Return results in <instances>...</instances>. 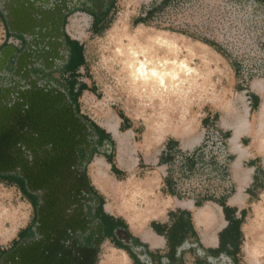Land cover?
<instances>
[{"label": "rangeland", "instance_id": "1", "mask_svg": "<svg viewBox=\"0 0 264 264\" xmlns=\"http://www.w3.org/2000/svg\"><path fill=\"white\" fill-rule=\"evenodd\" d=\"M31 1L27 0L28 9ZM54 2L60 8L71 2L76 4L64 14L62 34L63 37L67 35L78 41L83 54L82 64L73 67L68 64L69 46L64 37L63 44L58 39L57 42L50 40L51 52L40 50L44 43L34 46L35 42L31 41V52L36 53H33V60L19 71L17 59L25 50L28 40L25 35L9 30L7 19L1 14L3 3L0 0V97L6 95L9 99L16 93L28 92L37 86L43 87L45 82L53 83L56 93L67 108L72 106L78 116L80 124L76 131L81 134V139L85 142L83 145L91 144V157L85 163V147L76 148L79 155L77 166L83 167L89 189V196H85V202L80 206L79 213L82 212L83 217L80 216L78 220L82 222L81 219L85 218L86 222L90 220L92 224L84 234L77 232L74 236L78 245L85 246L83 254L86 257L89 255L88 248L93 245L97 223H102L105 217L111 216L107 211L108 205L111 206L108 209L113 210V215L124 214L130 222L137 223L139 216L135 217V211L139 208V194H133L124 189V186L134 180L127 179L128 177L137 178L140 175L139 165L133 167L139 162L138 145L142 139L140 133L144 126L147 129L151 125L158 107L165 109L158 120L162 125H167L172 112L176 120L183 119L187 105H191L196 101V96H200L206 76L203 74L205 69L199 63L205 60L204 56L211 54L201 40L219 44L230 55L231 60H239L243 67L249 68L247 70L250 73L264 77V3L262 0L33 1L36 3L35 8L41 12ZM23 9L21 7L20 11ZM108 34L111 35V42L121 39L135 48L141 46L135 43L143 42L151 46L147 49L154 51L156 55L179 58L188 66L192 65L189 77L181 81L182 87L186 86L187 91L173 93L171 96L166 93L167 100L173 99L167 108H161L163 103L160 101L155 106L156 109L145 103L141 106L137 104V93L124 82L126 78L123 72L127 71L129 65L125 64L126 61L123 65L120 64L119 54L112 53L115 46L110 45ZM36 36L35 34L34 38ZM51 55L53 61L45 63ZM37 56L40 60L36 59ZM217 82L215 75L210 78V93L215 91ZM171 105L172 109L169 111ZM155 119L153 122L157 125L158 121ZM93 125H97L105 134L96 131ZM129 165L133 168L129 169ZM97 188L108 193L101 195ZM94 190L102 198L101 208L98 197L93 194ZM33 199L36 201L35 207ZM40 203V193L30 192L24 178L18 173H0V260L22 240L36 237V208ZM77 211L70 208L61 214H67L68 218ZM123 222L126 226V222ZM123 231L134 240L127 227H121L111 235L103 225V235L96 246L94 264H135L134 257L115 244V241H119L136 253L135 246L125 238ZM247 246L244 235L239 264H264V252L252 254ZM71 248L72 255L77 256L79 252ZM112 259L115 261H111Z\"/></svg>", "mask_w": 264, "mask_h": 264}, {"label": "crops", "instance_id": "2", "mask_svg": "<svg viewBox=\"0 0 264 264\" xmlns=\"http://www.w3.org/2000/svg\"><path fill=\"white\" fill-rule=\"evenodd\" d=\"M201 41L211 54L199 63L206 76L200 96L183 119L172 112L167 125L144 126L133 165L140 175L127 178L153 177L145 197L155 203L139 201L136 224L107 208L134 237L135 264H239L243 226L264 202V77Z\"/></svg>", "mask_w": 264, "mask_h": 264}, {"label": "water", "instance_id": "3", "mask_svg": "<svg viewBox=\"0 0 264 264\" xmlns=\"http://www.w3.org/2000/svg\"><path fill=\"white\" fill-rule=\"evenodd\" d=\"M33 1L28 9L27 0H3L2 10L7 12L9 30L25 35L28 40L17 59L19 71L36 53L31 52V41L35 42L34 46L44 43L40 50L50 52V40L57 42L58 39L63 44L64 14L76 6L71 2L60 8L54 2L41 12ZM52 58L49 56L45 63L53 61ZM36 59L40 60L38 56ZM56 92L53 83L45 82L43 87L16 93L12 98L0 97V173H18L24 178L27 189L40 193L41 198L36 208V237L22 240L2 256L0 264H94L96 246L103 235L102 223H97L93 245L88 248L86 257L85 246L78 245L74 236L77 232L84 234L92 224L85 218L81 223L78 220L83 217V213H79L80 206L85 196H89V189L83 167L77 166L76 149L85 147V163L91 157V144L83 145L85 142L76 131L80 124L78 116ZM70 208L76 211L79 208V211L68 218L67 214H61ZM123 232L125 238L131 240L128 233ZM70 248L80 254L73 256Z\"/></svg>", "mask_w": 264, "mask_h": 264}, {"label": "bare ground", "instance_id": "4", "mask_svg": "<svg viewBox=\"0 0 264 264\" xmlns=\"http://www.w3.org/2000/svg\"><path fill=\"white\" fill-rule=\"evenodd\" d=\"M107 37L110 45L115 46L112 53L119 54V63L123 65L124 61H126L125 64L129 65L127 71L123 72L126 78V81L124 82L128 83L127 86L129 88L133 87L132 89L135 91V93H137V104L141 106L145 103L156 109L155 106L160 101L163 103L161 108H167L173 102V99L167 100L166 98L168 97H166V93L171 96L173 93L187 91L186 86L182 87L183 84L181 81L185 77H189L191 68L185 61L179 58L170 56L168 57L166 55H156L154 51L147 49L151 46H148L143 42L135 43L141 45L135 48L128 43L126 44V42L121 39H115L111 42L110 34H108ZM160 97H162L161 100ZM143 98L146 99L143 100ZM166 100L169 102L167 103ZM171 109L172 105L170 106L169 111ZM162 112L165 113V109H159L158 107L156 110V115L152 117L151 125L148 126L147 130H151L154 128V126H156V124L153 122L154 118H156L155 120L158 121L157 125L162 124L158 120V116H160V113ZM153 181L154 178L151 176L142 181L130 180V183L124 186V189H127L133 194H139L138 197L141 199H138L140 202L152 205L155 203V199L153 198L147 200L145 196L148 194L151 195ZM134 196L136 197V195ZM135 197L133 198L135 199ZM139 211L140 206L139 208H136L135 212L137 214H135V217L137 215L139 216ZM243 234L246 238V246H249L250 252H252V254L264 252V202L253 208L251 216L247 219L243 226ZM115 259H112L111 261L114 262Z\"/></svg>", "mask_w": 264, "mask_h": 264}, {"label": "trees", "instance_id": "5", "mask_svg": "<svg viewBox=\"0 0 264 264\" xmlns=\"http://www.w3.org/2000/svg\"><path fill=\"white\" fill-rule=\"evenodd\" d=\"M163 1H166V0H163ZM64 37H65V41H66L67 45L69 46L68 64L70 66H72V67L73 66H79L83 62V54H82V50H81L80 44L78 43V41L70 39L67 35H64ZM207 43H209L210 45H214V44H212L210 42H207ZM93 127L96 129V131H99L100 133H104L105 134V132L103 130H101L97 125H93ZM22 189L24 190V192L27 195H30L26 191L25 187H22ZM90 191H92V190H90ZM93 194L98 197L99 203H100L99 204V208H101L102 204H103L101 196L99 194H97V192L95 190L93 191ZM32 203L34 204V207H35L36 206V201L34 199H33ZM102 223L104 225L105 230H109L111 232H113V230L117 226H123V227L126 228L125 223L121 219L114 218L112 216L105 217L102 220ZM225 238L227 239V237H225ZM115 244L117 245L118 248L126 250L135 259V253L126 244H123V243H121L119 241H117V242L115 241ZM236 250L239 251V247L238 246L236 247Z\"/></svg>", "mask_w": 264, "mask_h": 264}, {"label": "flooded vegetation", "instance_id": "6", "mask_svg": "<svg viewBox=\"0 0 264 264\" xmlns=\"http://www.w3.org/2000/svg\"><path fill=\"white\" fill-rule=\"evenodd\" d=\"M1 2L3 3V0H1ZM84 5H85V3L83 4V6H84ZM0 10H1V9H0ZM1 11H2V10H1ZM1 11H0V12H1ZM1 14H2L3 17H6V16H7V12H5V11H2Z\"/></svg>", "mask_w": 264, "mask_h": 264}]
</instances>
